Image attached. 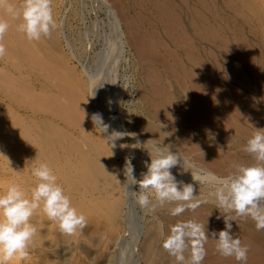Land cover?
I'll list each match as a JSON object with an SVG mask.
<instances>
[{
    "label": "rangeland",
    "instance_id": "obj_1",
    "mask_svg": "<svg viewBox=\"0 0 264 264\" xmlns=\"http://www.w3.org/2000/svg\"><path fill=\"white\" fill-rule=\"evenodd\" d=\"M107 1L120 22L125 45L123 49L112 51L118 62L110 52L106 76L95 85L96 96H101H95V99L100 101L107 99L105 94L108 91L104 92L107 88L120 87L122 92L121 107L112 108L114 102L111 101L104 117L113 121L118 112L126 113L127 133L134 129L135 120L141 119L147 126L150 124V127L170 135L183 156L193 163L213 168L216 157L232 158L237 165H246L243 154L248 140L245 137L250 139L256 130H264V0ZM55 4V19L62 12L72 30H89L87 38H90L92 47L83 63L94 70L101 48L111 38L108 12L98 8L92 0H55ZM112 45L110 43L104 50ZM88 103L87 100V106ZM95 131L102 135L97 129ZM141 134L145 136L144 132ZM126 138L125 147H129L131 141ZM136 154L128 153V161L133 166H140L141 173H146V164L151 161ZM3 157L0 155V161L5 164L7 160ZM3 163L0 164L3 166ZM1 165L0 192H4L15 181H12L14 178L7 165L6 168ZM185 170L171 169L177 180L191 179V171ZM186 180L184 183H189ZM135 187L138 193L139 185ZM211 191L207 185L195 184L196 195L209 198ZM209 199V203L202 204L195 211H185L179 217L170 215V210L164 208L156 212L145 211L139 221H130L135 226L131 225V228L142 230L137 235L133 253L137 261L132 263L129 259L128 264L147 263L144 242H147L149 229L155 225L159 224L161 228L159 239L162 242L171 227L181 221L195 220L212 231L223 230L225 225L221 214L233 218L232 234L249 249L247 264H264V230L257 231L251 217L225 213L217 208L212 197ZM206 205H214L215 209L204 208ZM131 237L132 234L127 236ZM255 237L263 241L259 242ZM216 243L209 239L205 244L207 253L202 264H241L234 257L221 256L216 251ZM107 249H112L113 252L106 251L111 256L115 254L116 246L112 242ZM49 250L51 260L57 261L56 254ZM126 255L124 253L123 257ZM83 256L85 264H92L86 255ZM71 263L66 259L56 264Z\"/></svg>",
    "mask_w": 264,
    "mask_h": 264
},
{
    "label": "bare ground",
    "instance_id": "obj_2",
    "mask_svg": "<svg viewBox=\"0 0 264 264\" xmlns=\"http://www.w3.org/2000/svg\"><path fill=\"white\" fill-rule=\"evenodd\" d=\"M92 1L98 8L108 12L111 34V38L107 39L99 52L95 71L83 63L92 47L90 38H87L89 30H72L70 24L67 26L65 15L59 8L57 10L61 14L56 19L57 28L52 31L50 38L42 37L39 41H29L17 30L21 21L13 20L0 9V16L11 25L4 38L7 54L0 59V155H4L3 158L7 160L5 164L14 178L12 180L11 177L10 180L21 185L30 196L31 189L37 183L32 169L46 162L57 175V182L71 198L73 206L86 217L88 223L82 232L71 236L64 235L61 234L57 223L49 221L46 215L38 210L31 220L38 233L29 259L13 260L11 264H56L66 259L73 264H83L84 260L86 261L83 255H86L87 261H92V264H128L131 259L132 263L136 262L137 256L133 253L136 251L137 235L142 229L137 228L139 231H135L136 228H133L135 226L130 224V221H139L145 211L153 210L139 208L137 198L133 195L136 185L128 188L126 184L127 154H136L139 149L138 156L151 161V158H154L152 156H155L153 146L156 145L183 156L170 135L150 127V124L147 126L141 119L135 118L134 129L131 130V127V132L127 133L126 113L118 112L113 121L104 117L111 101L114 102L112 108L121 107L122 92L120 87L114 90L112 87V90L107 88L104 91H108L107 94L104 93L107 99L100 101L101 99H95V85L109 69V54L116 48V51L123 49L125 42L120 22L108 1ZM10 2L18 7L22 0ZM54 4L55 0H52L53 10ZM53 15L55 16L54 12ZM110 43H113L112 47L104 50ZM117 58H114L115 62H118ZM97 114L102 119V125L106 127L105 132L94 122V116ZM96 129L102 135H99ZM141 132H144L145 136ZM109 137L113 139L110 140ZM126 137L131 141L129 151L126 149L129 147H125ZM5 164L1 166L5 167ZM194 164L218 176H228L219 174L218 170L216 173L202 163ZM135 166L133 175L140 180V166ZM228 166L232 167L231 164ZM174 168L181 169L179 166ZM186 181L195 184L192 177ZM175 206L174 203L157 206L153 212L164 208L167 211ZM204 208L215 209V206L206 205ZM207 229L210 234L212 230ZM127 231L128 235L132 234L131 238H127ZM160 236L159 224L149 229L147 242H144L146 246L143 248L147 259L145 264H176L175 258L163 248ZM258 238L255 237L257 241H263ZM112 242L116 249L115 254L110 256L106 253L112 251L107 249ZM65 243L69 245L64 246ZM49 249L53 251L51 253L56 254L57 261L51 260ZM124 253H127L125 257ZM185 256L186 260L190 259L188 252Z\"/></svg>",
    "mask_w": 264,
    "mask_h": 264
},
{
    "label": "clouds",
    "instance_id": "obj_3",
    "mask_svg": "<svg viewBox=\"0 0 264 264\" xmlns=\"http://www.w3.org/2000/svg\"><path fill=\"white\" fill-rule=\"evenodd\" d=\"M0 9L13 20L21 21L17 30L29 41L50 38L57 28L52 0H22L18 7L10 0H0ZM10 27L8 20L0 16V59L7 54L4 38ZM94 122L103 132L106 131L99 114L94 116ZM153 149L155 158L146 164L147 172L141 174L142 179L134 177L130 160L125 165L128 188L139 185L140 191H133V195L141 207L154 211L157 206L174 203L176 206L170 209V215L180 216L187 210L195 211L202 204L209 203L208 197L194 194L195 184L207 185L212 189L209 196L217 208L225 213L235 212L237 216L251 217L257 231L264 230V130H256L244 149L253 154L256 164L236 165L235 171L224 177L198 168L190 158L170 149L156 145ZM177 166L182 172L190 170L195 184L177 180L171 171ZM192 169L196 170L193 172ZM32 175L37 183L30 196L19 184H11L6 191L0 192V264L29 259L38 233L31 220L38 210L49 221L57 223L64 235H75L88 226L86 217L73 206L71 198L57 182V175L46 162L34 167ZM221 215L225 228L210 234L204 224L195 220L176 223L164 239L163 248L175 258L176 264H202L206 256L205 244L212 239L217 242L216 250L221 256L234 257L241 264H247L249 249L242 245L238 236L232 234L233 218ZM189 250L190 259L186 260L185 253Z\"/></svg>",
    "mask_w": 264,
    "mask_h": 264
},
{
    "label": "crops",
    "instance_id": "obj_4",
    "mask_svg": "<svg viewBox=\"0 0 264 264\" xmlns=\"http://www.w3.org/2000/svg\"><path fill=\"white\" fill-rule=\"evenodd\" d=\"M217 137V136H216ZM245 139L246 140H249L248 138H246L245 137ZM217 142L215 141V144H216ZM241 156H242V154L243 153H239ZM243 156H245V158H244V160H245V163H246V165H249V166H252V165H254V164H256V160H255V158H254V156H253V154H250V153H248V152H245L244 154H243ZM231 164V166L232 167H230V166H228V165H230ZM237 165V163H236V161L234 160V159H232V158H225L224 160L223 159H217L216 157H214V166H213V168L212 167H208V168H210V169H212V170H214L216 173L218 172L219 174H220V172H221V174L223 173V174H226V173H232V171L234 172L235 171V166ZM221 167V168H220ZM225 167L227 168V169H225ZM222 168H223V170H222ZM225 169V170H224ZM218 170V171H217ZM230 170H232V171H230ZM226 171V172H225Z\"/></svg>",
    "mask_w": 264,
    "mask_h": 264
}]
</instances>
